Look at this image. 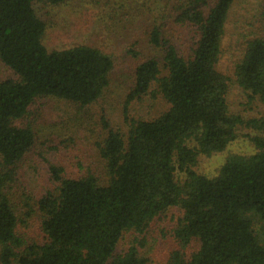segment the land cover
Listing matches in <instances>:
<instances>
[{"label": "trees", "instance_id": "1", "mask_svg": "<svg viewBox=\"0 0 264 264\" xmlns=\"http://www.w3.org/2000/svg\"><path fill=\"white\" fill-rule=\"evenodd\" d=\"M67 1L0 0V62L15 76L0 81V264H148L137 239L122 254L116 246L171 209L166 233L175 247L163 264H264V117L231 113L227 80L216 70L234 0H175L195 29L191 55L180 56L153 27L148 42L162 49L161 63H139L128 96L139 99L154 84L168 109L152 120L124 118L125 138L107 130L98 144L104 183L51 165V188L29 204L17 176L39 131L32 106L44 99L89 106L105 94L113 68L112 57L91 46L45 49L33 4ZM261 9L263 31L247 40L234 77L249 101L264 105ZM239 139L254 152L227 155L214 177L197 173L200 158ZM35 216L37 239L27 242L22 229ZM192 242L197 249L186 255Z\"/></svg>", "mask_w": 264, "mask_h": 264}, {"label": "rangeland", "instance_id": "2", "mask_svg": "<svg viewBox=\"0 0 264 264\" xmlns=\"http://www.w3.org/2000/svg\"><path fill=\"white\" fill-rule=\"evenodd\" d=\"M175 0H71L59 5L33 4V9L45 24L42 44L47 51L63 50L78 45L97 48L112 57L113 68L105 94L95 103L78 107L72 103L44 99L32 106L41 116L37 118L39 131L30 151L19 164L18 179L22 192L38 200L51 188L49 167L62 168L69 176L88 172L104 183L103 163L98 154L109 129L119 131L125 138L128 120H152L168 109L167 103L155 91L135 100H128L133 88L137 65L155 58L161 63L162 49L149 45L148 37L153 27L160 38L173 45L177 53L187 58L194 48L195 29L179 18ZM264 0H234L230 8L221 54L216 66L228 84L229 111L245 118L264 117V105L249 101L239 90L234 77V66L241 58L247 40L262 33L261 7ZM213 3L203 7L207 11ZM162 72L160 76H163ZM15 79L13 73L0 62V81ZM125 114V115H124ZM127 121H125V119ZM253 148L245 140L230 143L223 153L200 158L197 173L214 177L229 154L250 155ZM21 190L13 198L21 202ZM21 206V205H19ZM22 207V206H21ZM168 210L151 224L143 234H122L115 254H122L135 239L138 250L148 264H163L175 244L167 237L174 217ZM255 226V230H257ZM26 241L37 239V218L29 220L22 229ZM197 249L191 243L185 254Z\"/></svg>", "mask_w": 264, "mask_h": 264}]
</instances>
